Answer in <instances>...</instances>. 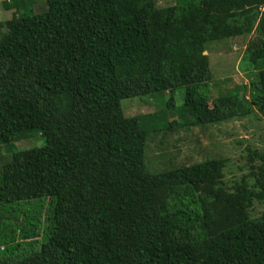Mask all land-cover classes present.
Returning a JSON list of instances; mask_svg holds the SVG:
<instances>
[{
	"label": "trees",
	"instance_id": "trees-1",
	"mask_svg": "<svg viewBox=\"0 0 264 264\" xmlns=\"http://www.w3.org/2000/svg\"><path fill=\"white\" fill-rule=\"evenodd\" d=\"M45 1L0 0V152L44 140L0 165V264H264V151L230 184L225 159L145 155L154 133L264 118V0ZM243 36L246 81L220 90L208 46ZM181 87L176 111L121 109Z\"/></svg>",
	"mask_w": 264,
	"mask_h": 264
},
{
	"label": "rangeland",
	"instance_id": "rangeland-1",
	"mask_svg": "<svg viewBox=\"0 0 264 264\" xmlns=\"http://www.w3.org/2000/svg\"><path fill=\"white\" fill-rule=\"evenodd\" d=\"M171 0H159L160 6H166ZM23 10L29 14H40L47 10L45 0H23ZM13 10H4L0 3V22L9 19ZM6 31V30H5ZM2 31L0 35H3ZM4 32V33H3ZM248 37L230 39L226 42L209 44V69L213 76L212 82L217 88L227 89L235 84L246 81L241 70L247 69L248 61L240 64L242 54ZM215 88V85H214ZM148 98H152L148 100ZM167 93H154L153 96L142 98H129L121 102V109L125 116L131 117L157 110L171 109L176 111L184 103V89L177 88L172 95V102ZM44 140L35 135L27 142L15 145L8 154L1 149L0 165L10 160L15 151L41 147ZM246 147L264 151V118L255 116L246 118H232L222 124L207 126H189L168 134H151L146 141V164L151 172H158L169 167L191 165L206 159L221 158L227 161L223 171L225 183L238 182L243 176L250 173L247 162ZM145 157V156H144ZM264 208L254 205V215L262 213ZM41 245V243H39Z\"/></svg>",
	"mask_w": 264,
	"mask_h": 264
}]
</instances>
